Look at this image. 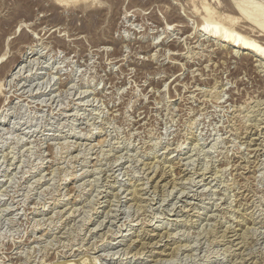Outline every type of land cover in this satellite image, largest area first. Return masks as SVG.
Here are the masks:
<instances>
[{
	"label": "rangeland",
	"instance_id": "obj_1",
	"mask_svg": "<svg viewBox=\"0 0 264 264\" xmlns=\"http://www.w3.org/2000/svg\"><path fill=\"white\" fill-rule=\"evenodd\" d=\"M228 3L0 0V264H264V55L199 28L264 48Z\"/></svg>",
	"mask_w": 264,
	"mask_h": 264
},
{
	"label": "bare ground",
	"instance_id": "obj_2",
	"mask_svg": "<svg viewBox=\"0 0 264 264\" xmlns=\"http://www.w3.org/2000/svg\"><path fill=\"white\" fill-rule=\"evenodd\" d=\"M228 5L230 6V11L232 12H239L240 13V17L244 18L246 21H249L251 22L252 24H254L257 28L261 29L262 31H264V10L262 7H264V0H260V1H256V0H233V1H230L229 0V3ZM250 5V6H249ZM203 12L205 13V19L204 21L201 23L199 22L201 25L199 26L200 30L202 31H205V32H208L211 36L213 34H217V36H220L222 37V39L224 41H227L229 45L231 46H237L239 49H244V50H248L249 53H251L250 55L252 56H256V55H264V48L262 47V45H259L258 42L250 39V38H247V37H244L242 36L241 34L237 33V32H234L233 29L229 28V27H225L223 26L222 24L218 23V22H215L213 20V17L215 18V14L212 15V12L213 10L211 11L210 8L204 4V8H203ZM202 12V13H203ZM203 13V14H204ZM223 14V13H222ZM236 14V13H235ZM235 17H232L230 18V22L233 21ZM202 20V19H201ZM243 22V21H242ZM248 23V22H247ZM246 23V24H247ZM249 25H252L250 23H248ZM245 26L243 24H240V26ZM254 27V26H252ZM198 28V29H199ZM242 28V27H241ZM240 28V30H242ZM245 28V27H244ZM247 28V27H246ZM256 28V29H257ZM250 29V27H248V30ZM252 28H251V32H252ZM258 30V29H257ZM257 30L255 32H257ZM242 31H247L246 30H242ZM261 31V35L260 37L256 34V36H258L259 38L263 37L264 35ZM204 32V33H205ZM248 32V31H247ZM249 32V33H251ZM246 33V32H245ZM248 33V34H249ZM259 34V32H258ZM263 35V36H262ZM215 36V35H213ZM219 37V38H220ZM250 37V36H248ZM252 37V36H251ZM255 37V35H254ZM253 38V37H252ZM256 38V37H255ZM221 39V38H220ZM264 40V39H263ZM262 41V40H261ZM261 43H264V41H262ZM235 49V48H234ZM238 49V50H239ZM234 51V50H233ZM244 52V51H243ZM226 54V53H225ZM247 54V53H246ZM261 55V56H262ZM1 59V58H0ZM255 59V58H254ZM10 61V60H9ZM254 61V60H253ZM257 62V61H256ZM259 62V61H258ZM6 63V62H5ZM18 65V64H16ZM20 65V64H19ZM21 66V65H20ZM16 73V72H15ZM174 80V79H173ZM172 80V81H173ZM165 82V81H164ZM2 102V101H1ZM264 117V116H263ZM1 122V121H0ZM262 125V124H261ZM256 130V129H255ZM257 137V136H256ZM255 141V140H254ZM261 143V142H260ZM261 145V144H260ZM258 147V145H257ZM248 148V147H247ZM253 148V147H252ZM264 149V148H263ZM254 151V150H253ZM262 154V153H261ZM157 156V155H156ZM155 156V157H156ZM160 159V158H159ZM158 159V160H159ZM179 159V158H178ZM157 160V159H156ZM177 161V160H176ZM187 161V160H185ZM163 162V161H162ZM153 163V162H152ZM178 163V162H177ZM186 163V162H185ZM146 164V163H145ZM151 164V163H150ZM169 164V163H168ZM170 166V165H169ZM149 167V166H148ZM151 167V166H150ZM186 167V166H185ZM158 168V166H157ZM171 168V167H170ZM152 169V168H151ZM171 170V169H170ZM154 174V173H153ZM152 174V175H153ZM167 174V173H166ZM208 175V174H207ZM190 176V175H189ZM146 177V176H144ZM178 177V176H177ZM151 178V177H150ZM160 178V177H159ZM183 178V177H182ZM184 179V178H183ZM188 179V178H187ZM186 179H184L185 181ZM145 181V180H144ZM193 181V180H192ZM191 181V182H192ZM167 183V182H166ZM148 184V183H147ZM155 184V183H154ZM164 184V183H163ZM199 184V183H198ZM137 185V184H136ZM140 185V184H139ZM201 185V184H200ZM138 188V187H137ZM141 188V186L139 187ZM172 188V187H171ZM154 190V189H153ZM140 191V190H139ZM144 191V190H143ZM173 191V189H172ZM197 191V190H196ZM136 192V191H134ZM149 192V191H148ZM131 193V192H130ZM140 193V192H139ZM143 193V192H142ZM150 193V192H149ZM99 195V194H98ZM137 196V195H136ZM146 196V195H145ZM181 196V195H180ZM142 198V197H141ZM176 202V201H175ZM189 202V201H188ZM72 206V205H71ZM73 207V206H72ZM65 210V209H64ZM61 211V210H60ZM74 211V210H73ZM102 222V221H101ZM238 222V221H237ZM99 223V222H98ZM242 223V221H241ZM97 225V224H96ZM98 226V225H97ZM234 226V225H233ZM230 228V227H229ZM146 231V230H145ZM157 232V231H156ZM163 232V231H162ZM167 232V231H166ZM170 232V231H169ZM230 232V231H229ZM155 233V232H154ZM153 234V233H152ZM137 235V234H136ZM172 235V234H170ZM161 237V236H160ZM168 237V236H167ZM169 238V237H168ZM130 239V238H129ZM137 239V238H136ZM237 240V239H236ZM132 241V240H131ZM235 241V240H234ZM145 242V241H144ZM128 244V243H127ZM149 244V243H148ZM143 245V244H142ZM71 246V245H70ZM108 246V245H107ZM176 246V245H175ZM174 246V247H175ZM184 246V245H183ZM127 247V246H126ZM78 248V247H77ZM142 248V247H141ZM173 248V247H172ZM180 248V246H179ZM74 249V248H73ZM72 249V250H73ZM79 249V248H78ZM146 249V248H145ZM177 249V247H176ZM62 250V249H61ZM136 250V249H134ZM76 251V250H75ZM83 251V250H82ZM69 252V251H68ZM81 252V251H80ZM141 252V250H140ZM144 252V251H143ZM165 252V251H163ZM138 253V252H137ZM142 253V252H141ZM62 254V253H61ZM80 254V253H79ZM171 257V256H170ZM155 260V259H154ZM159 260V259H158ZM157 260V261H158ZM236 260V259H235ZM169 261V260H168ZM231 261V260H230ZM162 262V261H161ZM238 263V262H237ZM66 264H72V263H67ZM140 264V263H139Z\"/></svg>",
	"mask_w": 264,
	"mask_h": 264
}]
</instances>
